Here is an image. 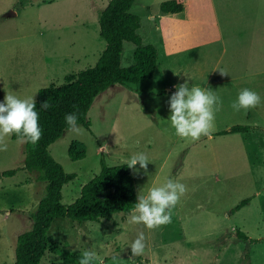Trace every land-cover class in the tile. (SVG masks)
<instances>
[{
    "label": "rangeland",
    "instance_id": "1",
    "mask_svg": "<svg viewBox=\"0 0 264 264\" xmlns=\"http://www.w3.org/2000/svg\"><path fill=\"white\" fill-rule=\"evenodd\" d=\"M109 1L0 0V102L5 90L36 100L40 89L59 86L66 76L93 67L106 47L98 14ZM210 4L219 19L253 18L260 25L264 20V0H136L130 12L140 19L139 46H152L158 59L178 52L177 61L167 72L161 64L150 80L108 87L87 113L89 129L79 125V134L65 131L48 149L66 173L75 175L62 189L64 205L79 197L102 164H127L132 154L145 153L147 171L139 164L131 169L136 194L167 178L187 187L171 222L148 229L127 223L129 215L122 214L100 223L58 218L40 264H79L87 249L97 253L93 264H264V89L254 90L261 97L258 106L235 111L231 105L240 91L231 84L207 85L189 70L181 75L178 70L202 62L198 46L209 30ZM135 50L131 42L123 44L121 68L134 65ZM175 82L209 88L220 97L210 137L192 140L175 134L167 121L176 91L168 86ZM234 126L251 130L220 134ZM15 141L7 138L8 150L0 151V264H14L16 239L30 230L31 215L45 195L46 182L24 170L26 143ZM72 142L85 148L82 160L69 159ZM105 144L107 151H101ZM7 171L15 174L4 177ZM246 199L249 203L233 213ZM141 231L147 246L133 256L130 246ZM236 232L259 243L250 244Z\"/></svg>",
    "mask_w": 264,
    "mask_h": 264
},
{
    "label": "trees",
    "instance_id": "2",
    "mask_svg": "<svg viewBox=\"0 0 264 264\" xmlns=\"http://www.w3.org/2000/svg\"><path fill=\"white\" fill-rule=\"evenodd\" d=\"M136 0H110L98 14L99 36L106 47L96 64L75 75L65 77L63 84L50 85L37 92L36 108L42 137L34 146L26 143L24 170L36 174L39 181H45V195L31 215L30 230L20 234L15 243L14 264H40L50 247L48 234L52 222L58 218H68L83 223H100L109 220L114 214L129 215L137 194L134 177L127 164L107 166L102 164L100 172L84 184L79 197L69 205L61 203L62 189L74 180L75 175L66 173L49 154V147L67 131L65 115L75 112L78 124L89 129L87 113L94 99L114 84L140 83L150 80L156 68L157 55L152 46L140 47L136 34L140 19L130 12ZM125 42L136 46L134 65L121 68L120 60ZM47 101L50 107L42 110ZM248 126H234L220 134L247 133ZM16 140L15 134L11 136ZM85 148L72 142L68 148L71 161L82 160ZM15 171L3 173L10 177ZM242 200L232 212L235 213L249 203ZM237 237L258 244V239H249L244 233L236 232Z\"/></svg>",
    "mask_w": 264,
    "mask_h": 264
},
{
    "label": "clouds",
    "instance_id": "3",
    "mask_svg": "<svg viewBox=\"0 0 264 264\" xmlns=\"http://www.w3.org/2000/svg\"><path fill=\"white\" fill-rule=\"evenodd\" d=\"M222 75H226L221 72ZM176 91L169 100L170 121L175 134L180 138L199 140L201 136L210 137L214 129L215 113L220 110L221 100L209 88L199 86L189 87L187 82L175 86ZM5 90V89H4ZM6 95L0 102V151H7V138L13 134L17 144L31 143L36 145L42 137L39 125V114L34 96H20L18 92L5 90ZM261 103L260 95L248 88L240 90L237 100L231 107L235 111L250 109ZM50 107L45 101L42 110ZM65 123L69 134H79L82 129L78 124V115L75 112L65 115ZM105 144L101 151H107ZM147 171L148 156L141 152L132 154L127 161L129 169L137 165ZM137 190V203L131 209L127 223L143 224L148 229H155L166 225L172 220V209L179 203L181 197L187 192L185 184L178 179L167 178L162 184H155L150 188ZM144 232L138 233L130 248L133 256L142 255L146 249ZM97 253L87 249L80 254L79 264H93Z\"/></svg>",
    "mask_w": 264,
    "mask_h": 264
},
{
    "label": "crops",
    "instance_id": "4",
    "mask_svg": "<svg viewBox=\"0 0 264 264\" xmlns=\"http://www.w3.org/2000/svg\"><path fill=\"white\" fill-rule=\"evenodd\" d=\"M209 12V30L205 29L204 40L198 46L203 50L202 62L193 69L186 68L188 64L183 69H180L181 65L178 66L180 75L187 69L196 77H202L207 85L231 84L238 91L244 88L253 91L264 89V20L260 25L253 18L219 19L212 4L209 5ZM164 20L160 16L158 22ZM178 55V52L172 51L157 58L154 74L159 72L161 64L163 71H170ZM176 83L168 88L173 90Z\"/></svg>",
    "mask_w": 264,
    "mask_h": 264
}]
</instances>
